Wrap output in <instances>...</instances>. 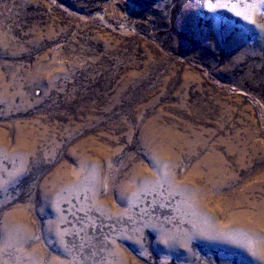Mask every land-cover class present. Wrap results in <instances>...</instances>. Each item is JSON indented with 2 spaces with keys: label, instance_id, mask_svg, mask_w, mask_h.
Wrapping results in <instances>:
<instances>
[{
  "label": "rangeland",
  "instance_id": "rangeland-1",
  "mask_svg": "<svg viewBox=\"0 0 264 264\" xmlns=\"http://www.w3.org/2000/svg\"><path fill=\"white\" fill-rule=\"evenodd\" d=\"M0 264H264V0H0Z\"/></svg>",
  "mask_w": 264,
  "mask_h": 264
},
{
  "label": "bare ground",
  "instance_id": "bare-ground-1",
  "mask_svg": "<svg viewBox=\"0 0 264 264\" xmlns=\"http://www.w3.org/2000/svg\"><path fill=\"white\" fill-rule=\"evenodd\" d=\"M218 166V165H217ZM204 216V215H203ZM211 224V223H210ZM211 227V226H210ZM216 230H217V228H216ZM247 230L249 231V232H251V233H253V226L252 227H250V228H247ZM205 231V230H204ZM218 232H219V230H218ZM212 233H213V229H212ZM216 233V232H215ZM221 233V232H220ZM217 234V233H216ZM212 235V234H211ZM197 236V235H196ZM219 236V235H218ZM210 237V236H209ZM208 239V238H207Z\"/></svg>",
  "mask_w": 264,
  "mask_h": 264
}]
</instances>
